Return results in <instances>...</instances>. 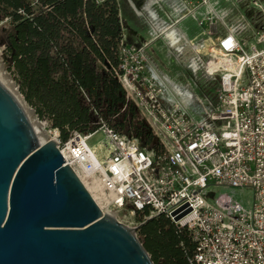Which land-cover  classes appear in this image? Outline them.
Segmentation results:
<instances>
[{"label": "built area", "instance_id": "1", "mask_svg": "<svg viewBox=\"0 0 264 264\" xmlns=\"http://www.w3.org/2000/svg\"><path fill=\"white\" fill-rule=\"evenodd\" d=\"M184 4L210 21L209 33L218 21L230 24L204 52L193 45L195 59L176 79L155 59L152 41H129L120 16L111 69L150 128L153 147L101 118L90 133L62 140L53 129L51 139L105 213L121 222L126 209L144 220L165 216L185 230L193 245L188 264H264V0H230L221 10L212 0ZM98 133L106 138L101 157L88 143ZM220 187L251 189L250 205L217 193Z\"/></svg>", "mask_w": 264, "mask_h": 264}, {"label": "trees", "instance_id": "2", "mask_svg": "<svg viewBox=\"0 0 264 264\" xmlns=\"http://www.w3.org/2000/svg\"><path fill=\"white\" fill-rule=\"evenodd\" d=\"M128 9L125 0H0V21L8 23L0 44L18 90L62 140L94 131L101 118L143 147L156 143L111 69L118 63L120 11L125 17ZM139 232L155 264H188V233L165 216Z\"/></svg>", "mask_w": 264, "mask_h": 264}, {"label": "water", "instance_id": "3", "mask_svg": "<svg viewBox=\"0 0 264 264\" xmlns=\"http://www.w3.org/2000/svg\"><path fill=\"white\" fill-rule=\"evenodd\" d=\"M64 163L0 82V264H155L135 230L105 213Z\"/></svg>", "mask_w": 264, "mask_h": 264}, {"label": "rangeland", "instance_id": "4", "mask_svg": "<svg viewBox=\"0 0 264 264\" xmlns=\"http://www.w3.org/2000/svg\"><path fill=\"white\" fill-rule=\"evenodd\" d=\"M152 1H153L152 8L157 10L159 19L157 21L158 23L153 24V29L156 33L153 34V36H151V37L160 36V38L158 37V39L153 40L151 45L153 46V50L155 52L157 59L160 60L161 62L165 60L166 50L168 49L167 42L161 37L162 31L164 29H176L178 31L184 32L187 34L189 39H193L195 37L204 35L210 41V39H213L214 37H216V34H215L216 32H218V34L225 33L228 29L227 28L228 25L230 24L229 23L230 21H225V22L218 21L217 23H215L216 27L212 30V33H209L210 29H208V27H206V24L209 26L210 21L202 22L201 20L193 17L191 13L187 12V10L185 11L186 14H183L184 12L183 13L177 12L178 6H176V5H170V6L166 5L165 6L164 4H162V2L160 0H152ZM184 1L188 2L191 0H184ZM212 1H214V0H212ZM229 2H230V0H221L220 4L216 5V8L219 10H221L222 8H228V6L230 5ZM129 5L131 7L130 3H129ZM202 7H203V10L206 9V6H202ZM191 8L192 7L189 5V9H191ZM131 12H132V14H131ZM131 15H132V17H131ZM129 16L132 19H134L135 21H137V17L133 13V11H129ZM127 24L132 29H135V25L130 20H128ZM7 26H8L7 21H3V23L0 27V36L2 33L1 32L2 29L7 27ZM7 60H8V57H7V54L5 52V46L0 45V63H1L2 69H3L2 72L4 73V77H7L8 79L12 80V82H14V84H15V87H17L14 75L9 68V63ZM213 85H215L214 82H213ZM26 105H28V104H26ZM28 107H29V105H28ZM29 108L33 109L32 107H29ZM34 111H33V115L34 114L35 115L33 116V118H35L39 121L41 120V122H43V123H46L47 133H48L47 134L48 135L47 140L51 139V130H53L52 125L50 124V122L46 118L40 119ZM88 143L93 149L96 150V152L98 153V155L100 157L107 152L106 151L107 148L105 146L106 138L102 133H98V134L94 135L92 137V139L89 140ZM215 191L217 193H224V192L230 193L236 199L240 200L246 206H249L250 201L252 200V190L249 188L232 189V188L220 187V188H216ZM119 218L121 220H123L122 223L133 228L135 230L137 236L139 237V239L141 241H143L142 240L143 237L141 236L139 230H140V227L143 224H145L148 220H144L143 216L139 215V214H135L133 216L128 215L127 209L124 210L123 212L119 213Z\"/></svg>", "mask_w": 264, "mask_h": 264}, {"label": "crops", "instance_id": "5", "mask_svg": "<svg viewBox=\"0 0 264 264\" xmlns=\"http://www.w3.org/2000/svg\"><path fill=\"white\" fill-rule=\"evenodd\" d=\"M126 1V0H125ZM131 4V7L129 3ZM126 3L128 5V15L122 16L120 11V16L122 20L127 24L128 20H130L134 25V31L137 32V35H132L129 33V41L136 42L139 41H153L160 38V36L151 37L156 32L153 29V24L158 23V12L156 9L152 8L153 1L152 0H127ZM162 4L166 5H176L178 6V11L180 13L186 14V8L184 4V0H160ZM218 1L219 3L215 4ZM221 0H214V6L220 4ZM132 9V10H131ZM217 9V8H216ZM219 10V9H218ZM129 11H133L135 16L137 17V21L132 19L129 16ZM206 9L203 10L201 6L198 10V17L201 16V13H204ZM132 14V12H131ZM196 18V17H195ZM197 19V18H196ZM147 34V35H146ZM161 37L167 42L168 49L166 50L165 60L160 61L155 56V59L158 60L166 70L171 71V76L173 79H176L177 74L176 72L179 70L181 71L183 68H186L185 64L195 59V51L193 49V45L197 44L198 49L201 52H204L208 45H210L216 37L207 39L206 36H198L193 39H189L187 34L176 29H164L162 31ZM153 49V46H152Z\"/></svg>", "mask_w": 264, "mask_h": 264}, {"label": "bare ground", "instance_id": "6", "mask_svg": "<svg viewBox=\"0 0 264 264\" xmlns=\"http://www.w3.org/2000/svg\"><path fill=\"white\" fill-rule=\"evenodd\" d=\"M2 66L0 63V82L15 96V98L18 100V102L23 106L24 110L26 111L27 115L29 116L33 128L35 130V133L37 137L39 138L41 143H45L48 138L47 133V125L46 123L41 122V120H37L33 118V111L26 105L27 103L24 102L21 94L18 92L17 88L15 87L14 82L12 80L8 79L7 77H4V73L2 72ZM112 216H114L111 213H108Z\"/></svg>", "mask_w": 264, "mask_h": 264}]
</instances>
